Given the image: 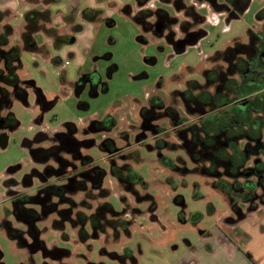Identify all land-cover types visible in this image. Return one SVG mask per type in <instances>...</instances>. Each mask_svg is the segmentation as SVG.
I'll list each match as a JSON object with an SVG mask.
<instances>
[{"label": "rangeland", "instance_id": "374dc122", "mask_svg": "<svg viewBox=\"0 0 264 264\" xmlns=\"http://www.w3.org/2000/svg\"><path fill=\"white\" fill-rule=\"evenodd\" d=\"M185 1L193 4L205 17L202 27L206 35L181 53H175L165 38L154 37L136 24L130 17L138 10L134 0H118L97 7L105 10L106 19L88 26L77 15L75 21L70 18L72 22H69L68 17L69 21H66L64 14L59 13L48 26L55 27L60 34L73 36L76 32L77 41L57 48L52 37L39 31L34 35L39 44L38 51H21L17 74L26 96L11 97V111L18 125L6 129L3 140L0 137V264H53L44 250L31 251L19 245L6 230L8 225L23 229L12 213L10 196L16 191L34 193L40 184L41 162L34 159L35 155L33 157L26 142L33 140L39 132L50 137L65 131L67 123L75 124L78 128L76 136L83 138V127L105 115L113 116L116 125L110 132L97 133L96 145L88 146L86 151L99 167L107 171L103 185L110 190L108 200L116 210L126 212L125 217L131 222L130 235L119 230L118 237H101L98 243L92 241L74 246L65 243L60 233L52 230L53 216L47 217L39 223V228H43L39 240L47 249L58 246L73 250L70 257L56 263L94 261L119 264L107 251L130 248L137 264H264L263 204L249 209L245 203H239L237 206L244 216L236 212L222 191L213 188L208 177L198 172L180 152L181 141L174 129L171 130L174 122L164 118L163 114L157 123L170 131L160 134L157 139L148 131L141 142L136 139V134L142 131L140 110L148 105L150 97L158 96L164 107L173 105L176 101L174 91L183 90L188 81L204 83L205 70L226 65L222 58L225 51L239 44H248L251 32L260 33L264 27V21L259 23L256 18L264 8V0H250L248 8L236 17L214 11L206 1ZM125 4H130V16L122 10ZM39 6L42 7L41 2ZM144 7H161L172 12L169 5L159 0H148ZM99 11L97 19L101 16ZM176 16L184 18L181 12H176ZM5 18L10 19V16ZM10 20L14 24L9 42L21 46L23 26L19 18ZM82 23L85 24L84 30L76 31L74 25ZM2 26L0 24V30ZM74 53L77 62L71 61ZM217 53L222 56L215 60ZM53 58H58L59 63L55 64ZM90 74L97 75V95H92L90 81L77 93L74 84L77 75ZM35 88L48 102L45 109L38 103ZM176 102V109L180 112V102ZM187 118L193 120L196 116L188 115ZM123 132L125 138L120 136ZM106 136L112 137L121 151H130L133 155L129 156V163L146 183L145 190L137 186L138 193L152 196L156 205L155 219L150 216L148 203L137 202L134 195L124 190L109 173V157L98 147ZM159 138L166 140L160 148L155 145ZM50 142H34L31 147H46ZM162 156L170 157L173 165L163 166L160 162ZM252 159L254 156L245 164L252 166ZM116 161L120 163L117 158ZM24 176L28 177L22 181ZM7 179L11 181L8 183ZM66 231L70 235L74 233L68 227ZM20 235L24 245L30 243L24 232ZM247 252L251 259L246 256Z\"/></svg>", "mask_w": 264, "mask_h": 264}, {"label": "trees", "instance_id": "16d2710c", "mask_svg": "<svg viewBox=\"0 0 264 264\" xmlns=\"http://www.w3.org/2000/svg\"><path fill=\"white\" fill-rule=\"evenodd\" d=\"M134 1L138 6V10L133 20L138 24L142 18V14L147 10L144 6L148 0ZM202 1L213 3V0ZM42 2L43 4H49L53 0H42ZM159 2L170 4L177 12L187 9L189 16L194 12L199 17L200 22L204 20L203 16L195 13L196 11L191 5L189 6L185 3V0H159ZM249 3L250 0H217L216 3H213L212 9L220 12L226 11V8H228V11H226L228 17H236L248 8ZM122 10L129 15L128 5H125ZM162 10L160 7L156 9L157 12H161ZM99 12L98 9L86 8L81 12V17L87 21H95ZM6 14V12L0 11V21ZM51 15L52 13L49 8H33L24 12L21 46L9 43V36L12 33V26L10 24H4L0 30V131L14 128L18 125V120L11 111V97L24 98L26 96L25 87L23 88L21 85L17 74L21 51H38L39 44L35 40L34 35L39 31L52 37L54 45L57 48L70 42L72 39L71 35L60 34L55 27L48 26L51 22ZM67 21L69 20L67 19ZM74 26H76L75 30L79 28L78 25ZM251 48H253L252 44H239L235 49L229 48L227 52L229 61L227 59L226 62L230 63V57L234 56L236 52L245 54ZM52 60L55 64L59 63L58 58H53ZM230 65L229 68L233 66V62ZM229 68L226 74L230 72L229 70L231 69ZM190 86L191 88H195L196 83L192 82ZM35 90L38 92L39 97H41L42 94L39 89L35 88ZM207 95L208 93H205V96ZM152 99H149L148 107H144L140 113L146 129L157 128L151 122H153L155 115L162 114L161 111H157L156 113L153 110L154 107L161 108L162 102L158 101L151 108ZM205 106L206 104H203V109H205ZM197 107L199 110H202L201 106ZM195 111L197 112L198 110L195 108ZM115 125L116 119L111 115H105L100 120H91L83 127V138L76 136L78 128L75 124L67 123L65 131L56 132L50 137L45 133L39 132L33 140L26 142L29 146H32L34 142L52 141L46 147L40 145L32 147L31 151L33 157L35 155L34 159L41 162V169L38 172L40 184L35 192H21L14 196L12 200V213L23 226V229L17 230L15 228L14 231L17 233L24 232L30 239V243L24 245L25 241L21 235V238L17 242L19 245L27 247L31 251L44 248L45 256L52 260L53 264H71L68 262H56H59L62 258L70 257L73 250L69 247L62 248L58 246L47 249L44 242L39 240L40 234L43 233V228H39V223L50 216H53L50 223L52 230L59 232L60 238L65 243H71L74 246L75 244L85 245L92 241H97L98 243L101 237L106 239L110 236L118 237L119 230L124 231L127 236L130 235L128 228L131 222L125 217L126 212L124 210H116L108 200L110 190L103 185L107 171L99 167L94 162L93 157L86 151L88 146L96 145L97 140L95 135L97 133L110 132ZM120 136L125 138L126 133L123 132ZM98 147L109 157V173L112 177L117 180L124 190L134 195L137 202L142 203L146 201L149 206L150 216L152 219H155L156 216L153 212L156 205L152 196L145 192L141 195L138 193L137 186L145 190L146 183L142 176L129 163V156H133L131 152L121 151L110 136L103 137L98 143ZM116 158L120 160V163L116 161ZM134 211L139 213V210L136 208H134ZM66 227L74 230V233L70 235L66 231ZM70 239H73V242ZM107 254L113 261L119 264H137V260L130 248H122L121 251L111 249L107 251ZM246 256L251 259V255L248 252ZM86 264L106 263L88 261Z\"/></svg>", "mask_w": 264, "mask_h": 264}, {"label": "flooded vegetation", "instance_id": "af4514ba", "mask_svg": "<svg viewBox=\"0 0 264 264\" xmlns=\"http://www.w3.org/2000/svg\"><path fill=\"white\" fill-rule=\"evenodd\" d=\"M216 1L212 2L216 3ZM207 3L213 7V3ZM167 5L172 8V12L161 7L163 9L161 12H157V8H148L149 10L147 9L142 14L140 24H136L144 32L154 37L165 38L172 45L174 52L179 53L178 51L181 49L184 51L188 45L195 44V40L198 42L204 34L206 35V31L202 27L205 17L195 9L193 4H187L193 7L195 13L203 16L204 20L200 22L194 12L189 16L187 9L181 12L184 18L179 19L173 6ZM226 9L228 11V8ZM226 11H220V13H226ZM260 11L256 18L259 23H262L264 8ZM136 12L133 17L130 16L132 19ZM178 30L179 35L177 36ZM72 41L73 38L66 44H71ZM183 43L186 44L184 48ZM249 44H252L253 48L247 53L236 52L234 56L230 57V63L233 62L232 67L229 68L231 65L226 62V65L221 68L214 67L211 70H205L203 72L204 83L188 81L183 90L174 91L173 95L176 101L180 102V112L179 109H176L177 102L175 100L173 105L164 107L162 103L161 108H157L154 105L161 99L158 96L150 97L153 98L151 108L154 107L153 110L156 113L161 111L164 118L174 122V127L171 130L174 129L181 141L180 152L193 163L198 172L208 177L213 188L222 191L225 200L238 213H241L237 206L239 203H245L249 209L264 205V27L260 33L255 30L251 32L250 42L246 45ZM227 52L228 50L222 57L226 61L228 59ZM221 56L222 53H217L215 60ZM212 60L214 62V59ZM228 68L231 70L226 74ZM88 81H90L92 95H97L98 79L96 74L77 75L74 80L76 92L82 91ZM192 82L196 83L195 88H191L190 83ZM30 85L34 87L33 83ZM35 92L38 94L36 90ZM205 93L208 95L205 96ZM42 96L39 97L38 94L37 99L41 108L45 109L48 102ZM207 97L209 98L207 99ZM203 104H206L205 109H203ZM197 106H201L202 110H199ZM195 108L198 110L197 112ZM183 113L184 115H182ZM188 115H195L196 118L188 119ZM158 117H162V115H155L151 122L157 128L146 129L142 120V131L136 134L138 142L145 138L144 135L148 131L151 136L157 139L160 134L163 135L169 130L157 123ZM143 130L145 131L143 132ZM4 132L5 130L0 132L2 140L5 136ZM165 143V139L159 138L155 145L160 148ZM30 148L32 153L33 148L31 146ZM252 156H254V159L251 160L253 165H246ZM160 162L165 167L173 165L170 157L166 156H162ZM27 177L24 176L22 181ZM10 181L7 179L8 183ZM17 194L19 192L16 191L12 197L10 196L11 201ZM6 230L8 236H13L17 241L21 238L20 233L16 232V234L9 225ZM40 250L45 251L44 248Z\"/></svg>", "mask_w": 264, "mask_h": 264}, {"label": "crops", "instance_id": "0c3cea01", "mask_svg": "<svg viewBox=\"0 0 264 264\" xmlns=\"http://www.w3.org/2000/svg\"><path fill=\"white\" fill-rule=\"evenodd\" d=\"M115 1H118V0H53V2L43 5L42 0H36V1H34V0H0V11L6 12L7 13L6 15H9L10 19L19 18L20 23L23 26V24H24V20H23L24 12H26L27 10L33 9V8H39V9L40 8H49L51 10V13H52L51 22L54 21V19L57 17V15L59 13H62V15L64 14L63 18L66 21H67L66 17H68L69 19L73 18V20L75 21L77 16L81 17V12L84 9H86V8L98 9L97 7H102L109 2L116 3ZM119 1H121V0H119ZM40 2H41L42 7L39 6ZM125 5H130V4H125ZM98 10H101V14H100L101 16L98 19H96L95 21H87L81 17L82 21L84 23H86L88 26L89 24L99 22V21H102L103 19H105L106 13L103 12L104 9L101 8ZM102 14H104L105 17H102ZM5 16L0 21V24L1 25L10 24L13 28L14 23H12V21L9 18L8 19L5 18ZM69 22H72V19H70ZM84 23H82L81 25L79 24L78 25L79 28L76 31L82 32L85 28ZM77 37H78V35L75 32V34L72 36L73 41L71 42V44L75 43L77 41ZM71 59H73L71 61L77 62V59H78L77 54L74 53V55Z\"/></svg>", "mask_w": 264, "mask_h": 264}, {"label": "water", "instance_id": "95a60500", "mask_svg": "<svg viewBox=\"0 0 264 264\" xmlns=\"http://www.w3.org/2000/svg\"><path fill=\"white\" fill-rule=\"evenodd\" d=\"M204 35H205V34H204ZM196 42H197V41L195 40V43H196ZM185 45H186V44H185V43H183V48L185 47ZM182 51H183V49H181V50H180V51H178V52L180 53V52H182ZM10 130H11V129H10ZM4 143H5V141H4ZM3 146H5V144H3V145H2V147H3Z\"/></svg>", "mask_w": 264, "mask_h": 264}]
</instances>
